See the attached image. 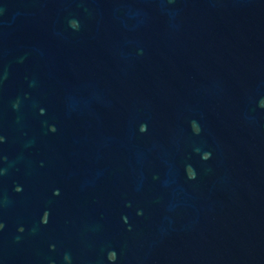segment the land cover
Returning a JSON list of instances; mask_svg holds the SVG:
<instances>
[{"label":"water","instance_id":"95a60500","mask_svg":"<svg viewBox=\"0 0 264 264\" xmlns=\"http://www.w3.org/2000/svg\"><path fill=\"white\" fill-rule=\"evenodd\" d=\"M0 264H264V0H0Z\"/></svg>","mask_w":264,"mask_h":264}]
</instances>
